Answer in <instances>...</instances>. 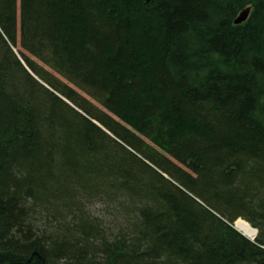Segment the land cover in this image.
Wrapping results in <instances>:
<instances>
[{"label":"trees","instance_id":"trees-1","mask_svg":"<svg viewBox=\"0 0 264 264\" xmlns=\"http://www.w3.org/2000/svg\"><path fill=\"white\" fill-rule=\"evenodd\" d=\"M262 262L264 0H0V264Z\"/></svg>","mask_w":264,"mask_h":264},{"label":"bare ground","instance_id":"bare-ground-1","mask_svg":"<svg viewBox=\"0 0 264 264\" xmlns=\"http://www.w3.org/2000/svg\"><path fill=\"white\" fill-rule=\"evenodd\" d=\"M250 9V12L249 11H247V9ZM251 11H252V7L251 6H248V7H246L244 10H242L241 12H240V14L238 15V17L236 18V20H242L243 18H245V16H246V18L245 19H243L241 22L242 23H244L245 21H247V19H248V17H249V15H250V13H251ZM235 20V24L236 25H239V24H237L238 22ZM242 23H240V24H242ZM234 225H235V227L237 228V230L241 233V234H243L245 237H247L248 239H250V240H254V239H256V237H257V233H258V229H256V228H254L247 220H244V219H242V218H238L235 222H234ZM234 227V226H233ZM261 264H264V262H262Z\"/></svg>","mask_w":264,"mask_h":264},{"label":"rangeland","instance_id":"rangeland-1","mask_svg":"<svg viewBox=\"0 0 264 264\" xmlns=\"http://www.w3.org/2000/svg\"><path fill=\"white\" fill-rule=\"evenodd\" d=\"M19 19V18H18ZM19 40V39H18ZM16 48V50H19L21 47L19 46V44H18V46L17 47H15ZM36 61H38L39 63H41L43 66H45L46 67V65H44L42 62H40L38 59H35ZM25 65V64H24ZM26 66V65H25ZM51 71V70H50ZM32 75L34 74L31 70L29 71ZM34 76V75H33ZM37 78V77H36ZM38 79V78H37ZM38 80H40V79H38ZM43 82V81H42ZM46 84V83H45ZM103 209V208H102ZM54 220V218H51L50 220H48V222H47V224H49V225H53V227H54V225H55V223L57 222V221H53ZM46 223V222H45ZM234 227H235V225H234ZM235 229L237 230V228L235 227ZM257 229V228H256ZM238 231V230H237ZM257 234H259V233H257ZM250 241H255V239L254 240H250Z\"/></svg>","mask_w":264,"mask_h":264},{"label":"water","instance_id":"water-1","mask_svg":"<svg viewBox=\"0 0 264 264\" xmlns=\"http://www.w3.org/2000/svg\"><path fill=\"white\" fill-rule=\"evenodd\" d=\"M147 1H149V0H147ZM247 11H249V12H250V9L248 8V9H247ZM246 16H247V15H246ZM246 16H245V18H246ZM245 18H243V19H245ZM243 19H242V20H243ZM242 20H241V19H240V20H236V21L238 22L237 24H240V23H242V22H241Z\"/></svg>","mask_w":264,"mask_h":264}]
</instances>
